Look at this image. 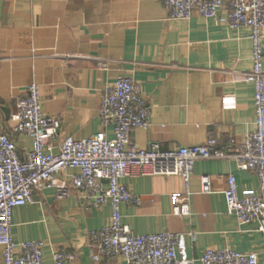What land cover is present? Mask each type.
<instances>
[{
    "label": "crops",
    "instance_id": "obj_1",
    "mask_svg": "<svg viewBox=\"0 0 264 264\" xmlns=\"http://www.w3.org/2000/svg\"><path fill=\"white\" fill-rule=\"evenodd\" d=\"M262 34L264 54V29ZM250 69L245 29L197 14L187 21L169 20L159 0H0V128L9 131L17 101L35 82L42 115L60 122L51 141L54 152L65 138L82 140L102 129L100 94L119 78L132 79L150 106L148 128L131 133L136 148L156 143L169 151L204 145L213 137L220 149L238 151L253 124V88L243 81ZM106 136L112 138L111 129ZM10 137L24 159L31 140ZM229 174L240 197L253 194L264 200L253 172L238 170L232 160H199L188 187L189 216L172 214V198L185 192L181 178L128 177L121 183L141 205H121V222L136 235L179 234L177 258L192 264H200L209 249L255 253L258 264H264V235L256 231L257 224L238 226L226 212ZM202 176L210 177L211 194L200 193ZM109 217V206L87 211L76 191L62 200L51 189L35 191L32 204L12 211V236L18 244L41 241L44 264H54L52 253L58 248L76 254L73 264H95L87 234L104 227Z\"/></svg>",
    "mask_w": 264,
    "mask_h": 264
},
{
    "label": "built area",
    "instance_id": "obj_2",
    "mask_svg": "<svg viewBox=\"0 0 264 264\" xmlns=\"http://www.w3.org/2000/svg\"><path fill=\"white\" fill-rule=\"evenodd\" d=\"M169 20L187 21L193 14L204 20H216L232 29H245L251 44V69L243 81L253 88V124L238 146V151L220 149L213 137L204 145L162 151L153 143L148 149L131 144V133L149 126L150 106L130 78H119L105 86L97 110L102 129L93 136L78 140L65 138L56 147L51 145L60 122L42 115L39 86L33 82L26 96L17 101L16 112L9 117V131L0 128V248L1 264H44L43 243H15L12 236V211L33 203V193L51 189L58 200L78 192L87 211L109 206L107 224L87 234L89 254L95 264H192L178 259L179 234L162 232L136 235L121 222L120 206L139 207L141 200L121 181L124 178L176 176L181 178L184 194L172 198V214L190 215L189 182L199 160H232L238 170L253 172L264 189V72L262 30L264 0H159ZM111 129L112 138L106 136ZM10 133L29 138L31 149L25 158L18 156ZM234 145V142H230ZM74 169L76 174H66ZM223 192L226 212L238 226L256 223V231L264 235V200L259 196L238 195L232 174L225 180ZM211 179L200 178V193H212ZM188 236L195 240L193 233ZM54 264H73L76 254L65 248L52 253ZM200 264H258L255 253L242 254L229 249L206 250Z\"/></svg>",
    "mask_w": 264,
    "mask_h": 264
}]
</instances>
